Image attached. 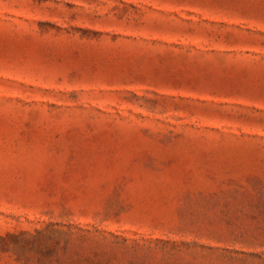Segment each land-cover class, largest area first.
I'll use <instances>...</instances> for the list:
<instances>
[{
	"label": "rangeland",
	"instance_id": "obj_1",
	"mask_svg": "<svg viewBox=\"0 0 264 264\" xmlns=\"http://www.w3.org/2000/svg\"><path fill=\"white\" fill-rule=\"evenodd\" d=\"M0 264H264V0H0Z\"/></svg>",
	"mask_w": 264,
	"mask_h": 264
}]
</instances>
